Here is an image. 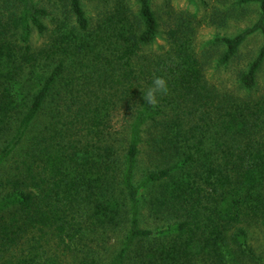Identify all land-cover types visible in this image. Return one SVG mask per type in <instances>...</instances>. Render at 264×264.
Instances as JSON below:
<instances>
[{
	"label": "trees",
	"instance_id": "obj_1",
	"mask_svg": "<svg viewBox=\"0 0 264 264\" xmlns=\"http://www.w3.org/2000/svg\"><path fill=\"white\" fill-rule=\"evenodd\" d=\"M135 1L102 0L89 17L82 0H56L48 30L34 0H0V170L21 152L0 174V264H264L249 243L254 229L264 236V98L213 89L184 27L150 49L159 21L150 0ZM243 1L260 15L220 39L221 63L248 34L264 39V0ZM33 31L46 40L33 45ZM263 58L264 43L241 88ZM156 77L165 90L148 106ZM142 148L150 162L137 182ZM147 187L157 194L144 215ZM142 216L162 223L142 227Z\"/></svg>",
	"mask_w": 264,
	"mask_h": 264
},
{
	"label": "rangeland",
	"instance_id": "obj_2",
	"mask_svg": "<svg viewBox=\"0 0 264 264\" xmlns=\"http://www.w3.org/2000/svg\"><path fill=\"white\" fill-rule=\"evenodd\" d=\"M39 7H44L48 14L42 18L48 30L54 26V18L60 12L56 5V0H34ZM102 0H82V7L87 16H95L100 8ZM131 5L136 10L137 3L130 0ZM151 8L158 21L159 29L156 39L150 49L157 52L159 46H165L167 40V30L176 29L181 26L192 34L193 43L197 51H204L202 59H205V78L208 83L218 92H223L229 100L238 99L240 101L252 102L264 98V58L255 77V84L252 88H241L238 84L237 75L241 71H246L249 64L257 57L264 39L259 31L248 34L238 46L235 55L227 62L221 63L220 58L225 51V46L220 42L223 37H232L238 32L252 26L260 15L259 3L257 1L243 0H150ZM55 13V14H54ZM72 21V18L70 19ZM46 35H41L36 31L32 32L31 42L37 46L45 41ZM55 107L53 103L44 104L43 109L34 119L32 130L38 131L49 117V111ZM115 139L117 144L126 143V135L118 136ZM27 144L23 142L20 149ZM145 151V148H142ZM14 153L5 163L0 174L5 173V169L16 161L21 152ZM150 160L145 153H140L136 167L135 180L139 182L144 176ZM150 166V165H149ZM153 187L144 188L141 192L142 213L148 212L144 208L146 202L152 195H156ZM162 223L161 220L154 221L142 216V227L153 228L154 225ZM155 228V227H154ZM264 236L258 229L252 230L249 234V243L256 252L264 253ZM59 253V252H57ZM69 257L60 255V259L65 263Z\"/></svg>",
	"mask_w": 264,
	"mask_h": 264
},
{
	"label": "clouds",
	"instance_id": "obj_3",
	"mask_svg": "<svg viewBox=\"0 0 264 264\" xmlns=\"http://www.w3.org/2000/svg\"><path fill=\"white\" fill-rule=\"evenodd\" d=\"M165 90L164 82L161 78L153 79L152 84L146 90V95H143L146 105L152 106L157 102L158 93Z\"/></svg>",
	"mask_w": 264,
	"mask_h": 264
}]
</instances>
